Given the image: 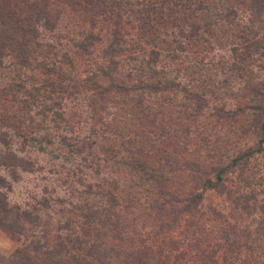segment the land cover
Instances as JSON below:
<instances>
[{"label": "trees", "instance_id": "16d2710c", "mask_svg": "<svg viewBox=\"0 0 264 264\" xmlns=\"http://www.w3.org/2000/svg\"><path fill=\"white\" fill-rule=\"evenodd\" d=\"M125 1L0 0V67L9 57L17 68L38 69L42 75L38 80L43 82L32 90L19 83L5 86L0 88V99L22 102L29 110L37 102L44 103L43 113H52L50 123L59 133L57 141L48 134L52 127L46 123L39 124L41 132L45 127L42 137L26 136L19 130L3 131V127H10L0 115V170L11 177L7 181L0 176V226L17 244L10 264H219L214 252H206L211 248L206 230L200 232L197 223L184 233L178 230L183 221L194 222L187 217L200 214L203 193L219 189L222 174L242 158L264 151V80L258 79L252 68L243 72L236 63L228 66L226 62L223 70L232 76L218 87L209 85V93H201L195 90V81L186 84L178 74L167 76L169 69L163 61H168L169 54L158 41L171 45L169 52L178 51L182 45L179 37H184L190 47L200 41L203 25L211 28L227 23L236 27L244 43L242 52L250 53L252 65L264 73V0H193L192 5L188 0H152L154 5H149L151 0H138L122 14L119 6ZM183 7L188 10L183 15L188 17L180 13ZM129 12L147 14L145 20L131 27L137 32H126V24L135 22L129 19ZM150 13L165 16V23L171 25L164 38L150 33L155 31V25L148 24ZM200 18L207 21L202 24ZM65 19H69L67 26L72 25L68 36L61 33L60 24ZM75 25L79 27L76 33ZM48 36L84 59L93 60L96 52H102L98 68L86 78H72L68 72L72 58L56 52L46 42ZM64 39L68 40L65 45ZM233 77L241 82L240 96L229 88ZM221 88L228 90L225 94L228 100L234 99V104L219 105L211 100L222 92ZM154 97L162 100L157 104L159 110L151 105ZM65 98L86 101L87 135L73 132L81 122L74 120L78 115L75 112H63ZM166 113L173 117L169 121L159 119ZM237 128L244 131L238 134L239 139L248 131H257L258 147L246 154L230 155L231 166L225 162L216 166V181L210 171L214 163L208 167L186 161L190 152H184V144L178 143L183 136L194 142L198 138L212 141L214 137L216 143H232ZM56 143L70 156L82 159L84 170L79 171L83 176L77 177V187H71L68 198L50 194L13 199V185L22 174L42 169L36 168L32 152L38 149V153L47 154ZM15 144L20 145L16 150ZM27 148L26 156H21ZM184 153L185 161L180 164ZM189 172L202 192L194 182L190 188L176 180V175L184 177ZM243 205L246 207V203ZM149 222L152 230H145ZM258 258L260 255L253 264H264ZM249 263L243 259L238 264Z\"/></svg>", "mask_w": 264, "mask_h": 264}, {"label": "rangeland", "instance_id": "374dc122", "mask_svg": "<svg viewBox=\"0 0 264 264\" xmlns=\"http://www.w3.org/2000/svg\"><path fill=\"white\" fill-rule=\"evenodd\" d=\"M137 1L138 0H128L120 4V13L126 14L130 5H136ZM161 1L166 2L167 0ZM192 3L193 0H188V5H192ZM151 4L154 5L152 0L149 2V5ZM174 9V7L171 8V14ZM137 10H141V7H138ZM183 12L188 14L187 8H180V13L182 16L188 17L187 15H183ZM128 14L130 15L129 19L135 22L130 25L126 24V32H137L136 29L131 30V27L145 20L147 14L145 12H141V15L137 13L132 14L131 12ZM137 15H139L140 18H137ZM124 16L123 19L126 20L127 16ZM148 16L150 17V22L148 24L155 25V31L150 33H154L155 35L160 34V38H164L165 31L167 28L171 27L169 23H165L167 20L165 16H161L159 13H150ZM68 20L69 19H65L60 24L61 33L64 35L67 34V36V32L72 30V25L69 24L67 26ZM199 21L204 24L207 20L204 19L201 21L200 18ZM208 26V24L203 25L200 41L191 44L190 47L186 41H184V37H179L180 41H182V45L178 46V48H180L178 51L174 50L169 52L168 49L171 45L165 46L158 41L159 47L162 46L166 55L169 54L167 55L168 61H163L164 67L169 69V73L167 74L169 78H174L178 74L183 83L188 84L190 81H195L196 88H193H195L196 91L206 94L209 93L208 88L212 85L214 88L218 87L221 82L232 76L231 73L224 72L223 70L224 63L229 62V64H227L228 66L236 63L241 67L242 71L244 70L243 72L252 68L251 70L254 71L256 77L264 80V73L258 72V69L252 65V55L242 52L244 43L237 35L235 26L231 27L227 23H218L211 26V28H208ZM73 28H75V33L79 29L77 25ZM144 29H146V26ZM169 30L173 31L174 29ZM70 34H72V31ZM174 34L179 36L178 31H175ZM71 36L74 37L75 35ZM169 38L173 39L172 37ZM56 39L57 38L53 36H48L46 42L51 43L55 47L56 52H59L60 55L65 53L70 55L73 60V66H68V72L72 78H86L89 76L88 74L91 73V70L94 71L98 68L101 62L102 52H96V56L93 60L84 59L81 58L77 52H74V49L65 45L68 41L67 39V41L65 39L62 41L63 45H65V47L62 48ZM172 54H176L177 58L173 57ZM170 60H173V64L169 63ZM178 70H180L179 73H177ZM39 76L42 75L38 72V69L17 68L8 57L4 60L3 66L0 67V88L12 84L16 85L17 83L27 86V90L39 88L43 83L38 80ZM235 80L237 79H234V77L231 79V86L229 88H232L231 91L240 96L243 93L241 90L242 87H240L241 82H239L238 79L237 83H234ZM219 90L222 92L216 97L213 96V98H211L215 104L220 105L225 103L229 106L234 104V99L231 98L228 100L225 94V92L228 91L226 88H221ZM21 96L22 98L26 97L25 91H22ZM208 96L212 97V95ZM38 100H42L41 96ZM62 100L63 112H67V114L75 112V114L78 115H76L74 120L76 122H81L80 125L75 127L73 132L82 134V136L87 135L88 125L86 123L88 122V108L86 106V101L84 99H79L75 102L72 98L69 100H66V98ZM151 100H153L151 101V105L159 110L160 106L157 104L162 103L161 98L154 97ZM239 100L241 102L244 99ZM239 100L237 102H239ZM45 103L50 104L48 101H45ZM50 105L53 106L55 104L52 102ZM43 107L44 103L37 102L32 107V110H29L22 102L3 101L0 99V115L4 117V121L9 123L10 127H3L2 130L11 133L19 130L25 133L26 136L29 134L42 137L45 135V131H43L45 127H42L41 132L39 124L46 123L52 127V129L48 131V134H52L54 138L57 137L58 141L59 133L53 128L54 124L50 123L53 117L52 113L50 112L48 115H44ZM165 115L166 117L163 114L159 115V119L163 121L164 117V121H169L172 115L169 113ZM239 129L240 128H237V135L234 134V136H232L234 140H232V143H226L225 141H218L216 143L214 137L211 138L212 141H204L198 138L199 140L194 142L190 141L191 139L189 137L187 138L184 136L179 137L178 143L180 145L184 144L185 151L183 149L181 151L190 152L186 161L204 163L208 167L210 164L214 163L211 166L212 168L210 167V171L212 177L216 181V166L224 164V162L231 166V160L228 159L230 155L233 153L241 155L248 152L250 149L256 150L258 147L260 136L257 131H248L245 133V136L243 135L241 139H239L238 134L244 132L242 130L239 132ZM61 133L63 132L61 131ZM235 146L236 148H234ZM19 147V144L14 145L15 150ZM2 149L3 145L0 144V150ZM28 149L29 148L26 149L25 153H21V156H26ZM31 150L33 151V149ZM35 150L36 151L32 152L31 157L37 162L36 168L40 167L42 169L35 173H23L21 180L13 185L14 191L11 197L20 200L32 197L39 198L40 196H48L51 194L60 198H68L71 187H77V177L80 178V176H83V173L79 171L83 168L82 159L70 156L68 150H63V147L58 143L51 147L47 151V154L38 153V149ZM182 158V161H179L180 164L185 161V153ZM182 168H186V166ZM180 175L181 174L176 175V180L181 185H188V187L191 188L194 186V183L197 184L192 181L190 172L188 175L184 173V177ZM0 176L6 178L7 181H11V177L4 170H0ZM222 181L223 182L220 183L218 182L219 189H210L203 193V199L200 201L198 207V212H200V214L197 213L195 218L187 217V219H193L194 222L189 223V220H187V222L183 221L178 232L184 233L187 227L191 228V225L196 223L198 225V227H196L200 232L201 230H206L209 234L207 245L211 246L206 252L210 254L214 252L219 264H227L229 262L238 264L242 262L243 259H247L250 261L249 264H253V261L255 263L259 255L260 258H258L257 261L264 263V236L261 238V234L264 235V151L257 152L250 157L242 158L239 164L222 174ZM197 186V191L202 192V190L199 189V184H197ZM240 198L242 200H239ZM244 203H246V207H244ZM151 224L152 222H149L145 230H152ZM242 232H247L250 235ZM181 236L182 235H179V239L182 238ZM254 238L256 241H254ZM183 241L185 242V238H183ZM245 243H248V247H244ZM230 245L233 246L235 250L230 248ZM256 246L257 248H255ZM16 248L17 244L13 239V235L0 226V264H10L12 254ZM231 249L233 254L231 253ZM173 257L177 256L174 255Z\"/></svg>", "mask_w": 264, "mask_h": 264}]
</instances>
